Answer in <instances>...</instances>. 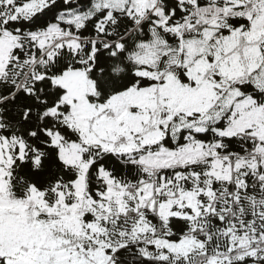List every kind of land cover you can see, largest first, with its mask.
Segmentation results:
<instances>
[{"label": "snow or ice", "instance_id": "6c2138e0", "mask_svg": "<svg viewBox=\"0 0 264 264\" xmlns=\"http://www.w3.org/2000/svg\"><path fill=\"white\" fill-rule=\"evenodd\" d=\"M0 264H264V0H0Z\"/></svg>", "mask_w": 264, "mask_h": 264}]
</instances>
